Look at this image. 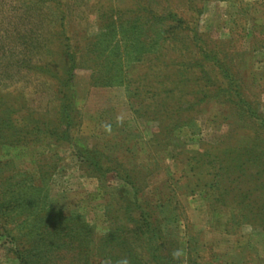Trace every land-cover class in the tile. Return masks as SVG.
Segmentation results:
<instances>
[{
    "label": "rangeland",
    "instance_id": "1",
    "mask_svg": "<svg viewBox=\"0 0 264 264\" xmlns=\"http://www.w3.org/2000/svg\"><path fill=\"white\" fill-rule=\"evenodd\" d=\"M15 192L94 238L28 264H105L110 229L115 264H264V0H0V204ZM29 214L0 212V264Z\"/></svg>",
    "mask_w": 264,
    "mask_h": 264
},
{
    "label": "trees",
    "instance_id": "2",
    "mask_svg": "<svg viewBox=\"0 0 264 264\" xmlns=\"http://www.w3.org/2000/svg\"><path fill=\"white\" fill-rule=\"evenodd\" d=\"M66 41L67 44L64 45V52L62 53V61L65 65L63 68L64 79L65 77L68 79L73 76V72L79 63L78 56L76 54L77 52H75L70 40ZM222 73L224 77H229L228 72ZM231 88L229 89L230 93L233 90ZM229 90L227 89V91ZM240 101L243 104L245 103L243 100ZM247 107L250 110L252 109V107L249 105H247ZM9 141H12V143L18 142L16 139L12 140V137L9 139ZM16 209L21 211V214L30 213L28 215V219L30 221L25 220L23 221L22 225H26L28 222H30L28 225L32 226V228L29 229V247L26 249H21L20 245L16 247V256L21 264H28V260L31 256L41 257L48 260V258L50 259V257L53 256L55 251H60L64 248H67L69 245L68 243L73 245L78 242L79 246L76 249L80 251V253L85 250L87 252L85 253L86 256L90 254V244L91 241H94V238L92 236V232L90 231L89 225H87L84 220L81 221L82 217H75V215L67 216L61 209L57 210L54 206L45 207V205L41 204L40 201L24 198L21 192L17 194L15 192L11 199L3 200L0 204V212L4 217H6L7 214L16 211ZM146 226L147 222L145 221L144 226L140 225L138 230L141 232ZM120 231L122 230L117 229L116 232L113 233L110 229L108 235L106 236L107 238L101 244L102 250L104 249L101 257L103 258L105 264H115L114 257H111V247L113 246V241L115 240V234ZM12 241L17 243L18 237H12ZM127 253L130 255V259L132 260V262L129 263L133 264V261H136V258L132 255L130 249ZM85 255L84 257H86ZM163 261H165L164 264H179V258L175 257L174 255H171Z\"/></svg>",
    "mask_w": 264,
    "mask_h": 264
},
{
    "label": "clouds",
    "instance_id": "3",
    "mask_svg": "<svg viewBox=\"0 0 264 264\" xmlns=\"http://www.w3.org/2000/svg\"><path fill=\"white\" fill-rule=\"evenodd\" d=\"M124 264H126V262H124Z\"/></svg>",
    "mask_w": 264,
    "mask_h": 264
}]
</instances>
